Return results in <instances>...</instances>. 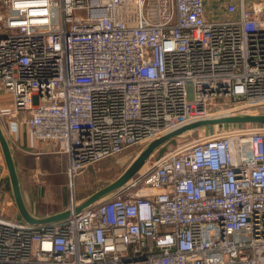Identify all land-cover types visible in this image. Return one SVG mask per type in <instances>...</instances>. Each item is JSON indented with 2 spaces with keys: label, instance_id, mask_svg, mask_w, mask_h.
Listing matches in <instances>:
<instances>
[{
  "label": "built area",
  "instance_id": "obj_1",
  "mask_svg": "<svg viewBox=\"0 0 264 264\" xmlns=\"http://www.w3.org/2000/svg\"><path fill=\"white\" fill-rule=\"evenodd\" d=\"M0 99L2 130L49 144L70 184L190 123L264 114V0H0ZM251 126L163 153L80 213L72 195L61 222L6 205L0 264H264V125Z\"/></svg>",
  "mask_w": 264,
  "mask_h": 264
},
{
  "label": "rangeland",
  "instance_id": "obj_2",
  "mask_svg": "<svg viewBox=\"0 0 264 264\" xmlns=\"http://www.w3.org/2000/svg\"><path fill=\"white\" fill-rule=\"evenodd\" d=\"M208 11L211 19L218 20L220 18L219 15L221 14V9L218 4L217 5L212 4V7ZM1 101L2 99H0V102ZM251 108L252 105H245L242 107H238L234 110H231L232 113L228 115H235L239 113L256 114V112H259L257 109L255 108L251 109ZM210 113H213V110H211ZM217 116L221 117V115H217ZM253 127L254 126L251 125H241V124L205 125L195 130H190L184 133L183 135L176 137L175 138L176 143L173 145L169 143L167 145L168 146L167 150L164 153L172 152V151H180L181 149L189 145H192L193 143H196L200 139L218 133L241 131L242 133L246 134L248 130L253 129ZM8 144L11 149L12 146L10 145L9 141ZM158 149L154 150L153 153L145 161V163H147L145 169L155 161L158 154ZM140 150L127 152L126 154H120L117 157L104 159L97 164L87 167L84 171L79 173L74 178L73 183H71L73 184L72 187L69 182L68 173L66 171L65 161L53 163V168L51 170H49L48 167H45L44 169L43 168L36 169L38 171H35L34 169H31V171L25 170L20 173L19 180L21 183V188L23 191L26 190L27 195H28V191L34 193L33 201L37 205H63L64 202L67 201L69 203L72 200L71 199L72 195L74 197L73 201L76 200L75 201L76 204H79V201L77 199L78 196L80 195L85 196V194H88L93 190L103 187L116 180L135 160V158L140 153ZM36 157H37L35 158L36 162L41 161L42 159L41 156H36ZM0 167L3 169L2 173L5 175L8 183H10L8 172L3 161V156L1 154V150H0ZM72 190L73 193H71ZM30 201L32 200L26 199L27 204H29ZM13 209L15 208L13 207ZM12 215L13 216L15 215L14 210L12 214L9 215V217Z\"/></svg>",
  "mask_w": 264,
  "mask_h": 264
},
{
  "label": "water",
  "instance_id": "obj_3",
  "mask_svg": "<svg viewBox=\"0 0 264 264\" xmlns=\"http://www.w3.org/2000/svg\"><path fill=\"white\" fill-rule=\"evenodd\" d=\"M213 124L264 125V114L239 113L236 115H230V116L225 115L221 117L200 120L182 126L181 128L176 129L152 141L140 151V153L135 158V160L116 180L88 195V197H86L84 201H82L78 206H76L73 209V212L80 213L88 206L111 195L116 190L121 188L128 180H130L135 175L136 172L139 171V169L143 166L145 161L153 153L154 150L160 148L158 149V154L156 157V159H159L163 155V153L167 150L168 147L167 145L169 143L172 145L176 143V139H175L176 137L190 130H195L199 127L205 125H213ZM0 150L3 156L5 167L8 172L14 203L18 210L17 218L23 219V221H25L30 225H46V224H52V223L64 221L70 216L71 210H67V211L65 210L55 215H51L43 218H34L33 216H31L27 211L25 207V203L23 201L12 152L9 147L8 141L3 133L1 125H0Z\"/></svg>",
  "mask_w": 264,
  "mask_h": 264
},
{
  "label": "crops",
  "instance_id": "obj_4",
  "mask_svg": "<svg viewBox=\"0 0 264 264\" xmlns=\"http://www.w3.org/2000/svg\"><path fill=\"white\" fill-rule=\"evenodd\" d=\"M3 132L5 136L7 137V140L10 142V145L12 146L11 147L12 156L14 159L16 171H19V173L25 170L31 171V169L38 171L36 169H39V168L44 169L45 167H48V169L51 170L53 168V163L65 161L64 157L54 156L51 153H47V151L51 150L50 145L47 143H37L35 145V149H32V147L34 146V143L24 129L17 130L16 133H14L13 135H11L10 131H7V129L5 128H3ZM13 132L15 131L13 130ZM35 151H39L42 153V155H40L42 159L39 162H36L35 158L37 157H33L35 155H33L32 153ZM2 172H3V169L0 167V210L2 211L4 209L6 210L5 206L10 205V204H13L14 208L16 209L14 199L12 196V192H11L10 183H8L5 175ZM18 179H19V176H18ZM19 185H20V190L22 193L23 201L25 203V207L27 211L29 212V214L33 216L34 218H43V217L55 215L65 210L66 211L69 210L70 202L67 205V201L64 202L63 205H37L33 201L34 193H31V191H28V195H29L28 196L26 190L25 191L22 190L20 180H19ZM100 188H97L96 190H93L92 192L85 194V196L83 195L78 196L77 199L79 201V204L82 201H84V199L88 197V195L97 191ZM26 199L32 200V201H30L29 204H27ZM79 204L75 205V207L78 206ZM17 216H18V212L16 210L15 215L14 216L12 215L11 218L14 220L25 222L23 221V219L17 218Z\"/></svg>",
  "mask_w": 264,
  "mask_h": 264
},
{
  "label": "trees",
  "instance_id": "obj_5",
  "mask_svg": "<svg viewBox=\"0 0 264 264\" xmlns=\"http://www.w3.org/2000/svg\"><path fill=\"white\" fill-rule=\"evenodd\" d=\"M135 150H140V148H137V149L136 148H129V149L124 150L121 154H126L127 152H131V151H135ZM20 173L18 171L19 179H20ZM67 205H68V202H67Z\"/></svg>",
  "mask_w": 264,
  "mask_h": 264
},
{
  "label": "bare ground",
  "instance_id": "obj_6",
  "mask_svg": "<svg viewBox=\"0 0 264 264\" xmlns=\"http://www.w3.org/2000/svg\"><path fill=\"white\" fill-rule=\"evenodd\" d=\"M235 109H236V108H235ZM225 113L227 114L226 116H230V115H228V114H230V113H232V112H231V111H230V112L227 111V112H225ZM235 115H236V114H235ZM211 118H212V117H211ZM211 118H210V119H211ZM72 186H73V184H71V187H72ZM71 187H70V189H71ZM72 193H73V192H72ZM75 205H76V204H75Z\"/></svg>",
  "mask_w": 264,
  "mask_h": 264
}]
</instances>
